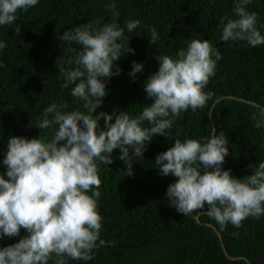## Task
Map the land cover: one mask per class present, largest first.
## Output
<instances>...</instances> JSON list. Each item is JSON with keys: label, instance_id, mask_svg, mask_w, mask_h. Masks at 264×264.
I'll return each instance as SVG.
<instances>
[{"label": "trees", "instance_id": "trees-1", "mask_svg": "<svg viewBox=\"0 0 264 264\" xmlns=\"http://www.w3.org/2000/svg\"><path fill=\"white\" fill-rule=\"evenodd\" d=\"M111 2L39 0L27 12L18 10L13 24L0 26V41L6 44L0 50V174L5 179L8 177L3 159L9 137L31 139L40 135L47 139L49 130L35 126L43 109L53 102L67 104L65 111H86L82 102L71 95L72 86L62 88L64 78L55 67L57 59L67 61L74 57L71 48L79 46L59 40V36L86 23H110L112 14L106 6ZM115 3L119 12L117 22L125 28L128 38L125 48L130 41L135 51L114 61L113 72L117 67L121 72L105 79L108 94L93 115L103 111L115 116L126 111L132 117L138 116L151 103L144 84L158 71L156 57H175L193 38L208 39L222 58L205 88V92L211 93L206 106L181 113L168 131V138L155 136L142 158L132 156V175L125 176L128 169L119 159V149L111 154L112 164H99L102 184L98 211L103 218L100 238L111 243L95 249L90 261L69 260L68 264H264V216L249 217L240 228L229 223L223 230L201 211L184 216L167 201V188L176 178L163 176L155 168L156 156L172 146L175 139L205 141L212 127L217 134L223 132L229 141L224 170L230 169L232 175L243 178L252 174L249 164L264 161V128L254 127L251 114L256 108L250 104L264 106V45L253 48L246 41L220 40L219 21L232 17L235 0ZM248 10L257 13V28L264 35V0H252ZM127 20H139L140 26L128 32ZM17 26L21 28L19 36L15 34ZM149 26L157 30L159 39L155 44L150 42ZM133 62L143 65L135 78L129 75ZM144 126H148L147 122ZM207 224L216 228L220 242ZM27 234L21 229L20 236L0 238V248L19 242ZM220 243L226 256L245 260L227 259Z\"/></svg>", "mask_w": 264, "mask_h": 264}, {"label": "clouds", "instance_id": "clouds-1", "mask_svg": "<svg viewBox=\"0 0 264 264\" xmlns=\"http://www.w3.org/2000/svg\"><path fill=\"white\" fill-rule=\"evenodd\" d=\"M38 2L0 0V26L13 24L18 10L27 12ZM251 3L235 0L232 17L220 19L222 42L246 41L253 48L264 45V35L257 28L258 15L248 10ZM106 11L112 14L110 23H86L59 36V40L79 46L71 48L74 57L57 59L55 67L64 78L62 88L72 86L71 95L82 102L86 111H65L67 104L53 102L43 109L35 126L49 130L47 139L39 135L31 139L11 136L7 140L3 164L8 179L0 174V238L20 236L21 229L28 234L0 248V264L92 260L95 249L111 243L100 238L103 218L98 211L102 184L99 164H112L111 154L119 149V159L128 169L125 176L132 175V156L142 158L153 137L168 138V131L181 113L203 109L211 98L205 88L222 56L208 39L193 38L175 57H156L158 71L144 84L151 103L138 116L132 117L126 111L115 116L103 111L93 115L108 94L105 79L121 72L119 67L113 72L114 61L135 51L130 41L125 48L128 38L117 22L115 0ZM125 25L132 32L140 21L127 20ZM20 31L17 26L15 34L19 36ZM149 35L151 44H155L159 39L155 27L149 26ZM5 47L0 41V50ZM142 69V64L133 62L129 75L135 78ZM254 107V127L264 128V106ZM228 143L223 132L217 134L212 128L207 140L175 139L155 159L161 175L176 178L167 188L168 204L184 216L201 211L221 230L229 223L240 228L247 218L264 216V161L249 164L252 174L237 178L222 167L229 155Z\"/></svg>", "mask_w": 264, "mask_h": 264}, {"label": "water", "instance_id": "water-1", "mask_svg": "<svg viewBox=\"0 0 264 264\" xmlns=\"http://www.w3.org/2000/svg\"><path fill=\"white\" fill-rule=\"evenodd\" d=\"M228 98H229V99H233V97H228ZM236 100L241 101V102H246L245 100H242V99H236ZM217 102H218V100H216L215 103H217ZM250 104L253 105V106L256 105V103H250ZM210 117H211V115H210ZM212 128H213V127H212ZM211 130H212V129H211ZM207 226L210 227V228H212V229L214 230V232L216 233L215 235L217 236V238H218V240H219V242H220V238H219V236H218V232H217L216 228H215L213 225H211V224H207ZM220 246H221L222 253L224 254V256H225L227 259H229V260H235V259H242V260H245V259H243V258H230V257L226 256L225 251H224V248H223V246L221 245V243H220Z\"/></svg>", "mask_w": 264, "mask_h": 264}]
</instances>
